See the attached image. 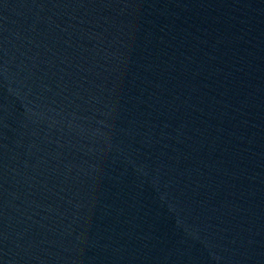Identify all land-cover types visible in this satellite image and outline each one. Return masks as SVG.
I'll list each match as a JSON object with an SVG mask.
<instances>
[{
	"label": "water",
	"instance_id": "1",
	"mask_svg": "<svg viewBox=\"0 0 264 264\" xmlns=\"http://www.w3.org/2000/svg\"><path fill=\"white\" fill-rule=\"evenodd\" d=\"M0 264H264V0H0Z\"/></svg>",
	"mask_w": 264,
	"mask_h": 264
}]
</instances>
